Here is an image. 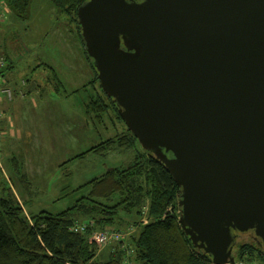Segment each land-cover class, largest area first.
<instances>
[{
  "label": "water",
  "instance_id": "95a60500",
  "mask_svg": "<svg viewBox=\"0 0 264 264\" xmlns=\"http://www.w3.org/2000/svg\"><path fill=\"white\" fill-rule=\"evenodd\" d=\"M103 91L181 188L180 224L214 264L264 247V0H87ZM171 153V155H169Z\"/></svg>",
  "mask_w": 264,
  "mask_h": 264
},
{
  "label": "trees",
  "instance_id": "16d2710c",
  "mask_svg": "<svg viewBox=\"0 0 264 264\" xmlns=\"http://www.w3.org/2000/svg\"><path fill=\"white\" fill-rule=\"evenodd\" d=\"M86 1L48 0L73 25L86 62L93 70L92 79L82 86L96 85L95 96L86 104L87 115L95 128L107 116L115 118V115L121 129L72 159L83 158L88 153L108 156L115 148H133L135 157L129 165L109 168L100 176L73 189L72 192L80 193L79 196L73 205L57 213L42 210L28 216L23 203L13 191L15 183L10 186L1 178L0 264H123L126 259L132 264H214L211 255L193 245L180 224V186L152 151L140 148L141 145L121 118L112 98L106 95L100 85L93 58L86 51L77 16L79 6ZM35 4L37 0H0V29L12 30L15 34L11 39L22 40L23 30L20 31L19 27H24L25 22L29 21L26 19L32 16ZM1 43L0 38V57L4 58H0V77L1 85H5V72L16 67V62ZM27 80L23 77L22 85ZM20 91L14 90L15 96ZM11 160L12 164L10 162L8 167L11 179H14L13 182L16 179L19 181L22 191L29 190L31 182L24 164L17 157ZM145 205L148 206L147 222L141 221ZM80 222H86L87 228L74 230L73 226ZM130 224L139 230L129 234L128 244L124 247V242L117 244L115 241L110 253L102 254L98 245L90 241L95 230L113 227L128 232L126 228ZM235 233L237 238L233 255L236 263L264 264V247L255 238L254 231Z\"/></svg>",
  "mask_w": 264,
  "mask_h": 264
},
{
  "label": "rangeland",
  "instance_id": "374dc122",
  "mask_svg": "<svg viewBox=\"0 0 264 264\" xmlns=\"http://www.w3.org/2000/svg\"><path fill=\"white\" fill-rule=\"evenodd\" d=\"M26 20L29 21L25 22V26L19 27L20 31L23 30L21 32L22 40L11 39V36L15 34L12 30L0 29L3 49L16 62L17 69L14 75L18 79L21 80L23 77L28 79V86L35 85L36 81L39 80L38 84L42 88L41 96L37 97L41 101L42 98L53 99L57 116L50 122L51 128L53 127L55 131L51 138H47L48 140L53 139L51 149L44 147L39 149V142L43 145L36 134L39 126L33 121L29 122V126L35 130L29 137L31 139L29 147L33 149L34 153L29 155L32 163H28L26 166L29 167L31 173L32 187L30 188L36 195L29 197V202L25 204V211L27 215L29 213L35 215L42 210L57 213L73 205L80 194L72 192L73 189L100 176L109 168L129 165L136 152L133 148H115L110 151L108 156L88 153L83 158L72 159L78 153L84 152L102 140L115 135L121 129V125L119 119L113 115L115 118L107 116L106 120L95 128L94 122L87 115L86 104L95 96L94 86L96 87V85L82 86L92 79L93 70L86 62L82 44L76 37L74 28H72L73 25L70 24L71 22L67 17L56 11L48 0H37V4L33 7L32 16ZM8 38L9 41L6 42ZM76 51L78 58L74 61L75 65L69 64L73 61L69 54L73 55ZM114 124H118V127L115 128ZM59 127L61 130L58 132ZM40 132L42 133L40 137H43V131L40 130ZM60 137L63 138L59 142ZM19 138L20 135L16 137L15 142L22 147L26 140ZM3 155L5 157L6 154H1V161L4 169L9 173ZM12 155L14 154L12 153ZM21 155L22 150L16 149L14 157L21 160L24 169H26ZM10 156H6L7 162V158ZM2 175L4 177L1 176L0 179L6 180L10 186L14 184L10 176L8 178L5 173ZM13 191L21 201L22 189L17 179ZM144 212L148 216L147 205L144 207ZM126 229H134L132 234L139 230L137 226L132 224ZM114 244L116 243L112 242L104 245V247L98 246L99 251L102 252L105 248L111 249ZM243 264L248 263L243 262Z\"/></svg>",
  "mask_w": 264,
  "mask_h": 264
},
{
  "label": "crops",
  "instance_id": "0c3cea01",
  "mask_svg": "<svg viewBox=\"0 0 264 264\" xmlns=\"http://www.w3.org/2000/svg\"><path fill=\"white\" fill-rule=\"evenodd\" d=\"M3 45V43H1ZM69 56L72 57L73 61L72 65H75L74 61L78 58L77 51L73 53V55ZM17 67H11L9 70L5 72V85L11 87L13 90H22L23 96L20 94L16 95L14 94L13 98L10 100L8 98L3 99L2 105V112H3V120H2V132H3V138H2V149L1 154H6L5 157L3 155V160L7 166L10 168V159L15 156V150L21 149L22 155L21 157L24 160L25 166L26 164L32 163L31 159V153H34L33 149H30V135L35 131L32 129V127L29 126V122L33 121L39 126V129L37 131V136L40 141L43 142V145L41 142L40 148H52L53 139H47L51 138L53 132L55 129L50 126V122L54 119H56L57 113H55L56 108L54 106V100L51 98L44 99L42 98V101L37 97L41 96V88L42 86L38 84L39 80L36 81L35 85L28 86V80L25 82V85H22V80L18 79L14 73L16 72ZM56 90H58L56 88ZM52 107V108H51ZM40 130L43 131V137H40L42 133ZM61 130V127L57 129L59 132ZM20 135V138H23L25 141L24 145L20 147L15 142L16 137ZM63 137H60V141H62ZM12 153L14 155H12ZM11 155V156H10ZM6 156H10V158H7L8 162L6 161ZM18 156V155H16ZM28 156V158H27ZM27 160V161H26ZM35 163V161H33ZM41 168V167H40ZM9 171V169H8ZM25 171L27 172L29 179H30V171L29 167L26 166ZM10 176V173H7ZM11 177V176H10ZM14 181V179H13ZM15 183V182H14ZM15 185V184H14ZM32 187V185H31ZM23 190V188L21 187ZM31 195H36L31 188L26 191H22V198L21 202L25 206L26 209V202H29V197ZM28 212V211H27ZM29 213V212H28ZM30 214V213H29ZM31 215V214H30ZM113 248L111 249H104L102 250V254L104 253H110Z\"/></svg>",
  "mask_w": 264,
  "mask_h": 264
},
{
  "label": "built area",
  "instance_id": "2783aa9c",
  "mask_svg": "<svg viewBox=\"0 0 264 264\" xmlns=\"http://www.w3.org/2000/svg\"><path fill=\"white\" fill-rule=\"evenodd\" d=\"M0 58H1V60H4L3 56H1ZM1 80H2V78L0 77V175L5 173V175L8 178H10L9 175L7 174L6 170L4 169V166H3L2 161H1V149H2V125L1 124H2V118H3V112H2L1 107H2L3 99H5V98L12 99L15 93L11 87H9L7 85H1ZM20 95L23 96L22 91H20ZM142 221H144V222L148 221V216L146 213L142 217ZM87 226H88V224L86 222L76 223L73 226V229L76 231L85 230L87 228ZM133 230H128V232H124L121 230L119 231L118 229H115V228H106V229H101V230H95V231H93L92 235L90 236V241L96 243L99 247H104V245H108V244L115 242V241L117 242V244L120 242H124L123 243V247H124L125 244H128L127 239L129 237V234L132 233ZM123 264H132V263H131V261L126 259Z\"/></svg>",
  "mask_w": 264,
  "mask_h": 264
},
{
  "label": "bare ground",
  "instance_id": "6f19581e",
  "mask_svg": "<svg viewBox=\"0 0 264 264\" xmlns=\"http://www.w3.org/2000/svg\"><path fill=\"white\" fill-rule=\"evenodd\" d=\"M141 221H142V219H141Z\"/></svg>",
  "mask_w": 264,
  "mask_h": 264
}]
</instances>
